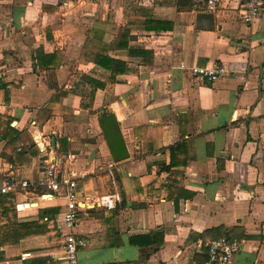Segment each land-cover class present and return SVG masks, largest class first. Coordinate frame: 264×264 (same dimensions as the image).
I'll use <instances>...</instances> for the list:
<instances>
[{
	"label": "crops",
	"instance_id": "1",
	"mask_svg": "<svg viewBox=\"0 0 264 264\" xmlns=\"http://www.w3.org/2000/svg\"><path fill=\"white\" fill-rule=\"evenodd\" d=\"M243 2L0 0V185L31 183L0 193L13 219L0 215V264H66L63 193L37 187L46 158L78 184L79 264H203L227 235L241 243L231 264H264V0L253 24ZM102 55L130 71L113 76ZM110 113L119 162L99 123ZM45 210L47 233L14 231Z\"/></svg>",
	"mask_w": 264,
	"mask_h": 264
},
{
	"label": "built area",
	"instance_id": "2",
	"mask_svg": "<svg viewBox=\"0 0 264 264\" xmlns=\"http://www.w3.org/2000/svg\"><path fill=\"white\" fill-rule=\"evenodd\" d=\"M222 0H206V9L214 12L220 6ZM263 0H244L242 5L241 19L246 24H253L262 15ZM184 71H189L191 75L214 82L226 74L223 66L200 67L187 66L184 63L179 65ZM44 168L41 172V178L37 184L43 194L63 193L66 210L62 215V226L68 229L64 241L63 249L65 251L66 264H79L78 248L85 245L82 239L75 237V228L81 215V209L78 200V184L76 180L61 171L56 160L46 158ZM31 187L28 181H18L12 176H5L0 185V193L21 192ZM25 206H29L26 203ZM208 249L207 260L203 264H231L234 255L239 251L241 243L238 241H229L226 238L214 239L206 243Z\"/></svg>",
	"mask_w": 264,
	"mask_h": 264
},
{
	"label": "trees",
	"instance_id": "3",
	"mask_svg": "<svg viewBox=\"0 0 264 264\" xmlns=\"http://www.w3.org/2000/svg\"><path fill=\"white\" fill-rule=\"evenodd\" d=\"M170 28V26H167V28ZM129 35V31L126 29H123L122 32L120 33L119 36V43H118V47L119 48H127V38ZM134 53H136V56H141L142 58H144L145 62H147V57H148V53L146 51H135ZM97 64H99L100 66L110 70L113 74V76L117 75V74H124L130 71V69L127 68V64L123 61L120 60H115L112 57H109L107 55H102L99 56V58L96 61ZM115 77H112V79H114ZM87 81H90L91 83H93V85L95 84L94 80H91L89 78H85ZM103 87L104 85L101 83H96L95 84V89L97 87ZM9 197H3L0 199V208L2 209L0 211V215L3 217V222H5V220L7 221L5 224L10 226V222H13V219L11 218V215L9 216V213H7V216L2 214V211L4 209L5 203L8 201ZM5 212V210H4ZM48 217V220H45V218ZM50 224V219H49V211L45 210L40 212V219L37 222H29V223H24V224H18L15 228L14 231L18 230L19 232L21 230L24 231H29V235L30 236H39V235H44L45 233H47L48 230V225ZM13 231V232H14ZM228 240L232 241L235 236L232 235H227L225 236ZM17 240H21V237H19ZM207 257H208V250H207ZM207 260V259H206Z\"/></svg>",
	"mask_w": 264,
	"mask_h": 264
},
{
	"label": "water",
	"instance_id": "4",
	"mask_svg": "<svg viewBox=\"0 0 264 264\" xmlns=\"http://www.w3.org/2000/svg\"><path fill=\"white\" fill-rule=\"evenodd\" d=\"M99 123L113 160L119 162L127 159L129 151L116 116L107 114L99 119Z\"/></svg>",
	"mask_w": 264,
	"mask_h": 264
}]
</instances>
